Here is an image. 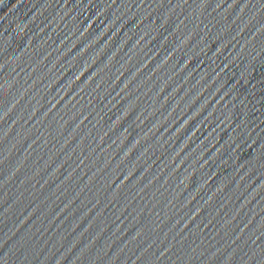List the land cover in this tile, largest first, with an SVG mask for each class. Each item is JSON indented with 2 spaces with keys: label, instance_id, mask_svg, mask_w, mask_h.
<instances>
[{
  "label": "water",
  "instance_id": "water-1",
  "mask_svg": "<svg viewBox=\"0 0 264 264\" xmlns=\"http://www.w3.org/2000/svg\"><path fill=\"white\" fill-rule=\"evenodd\" d=\"M0 264H264V0H0Z\"/></svg>",
  "mask_w": 264,
  "mask_h": 264
}]
</instances>
